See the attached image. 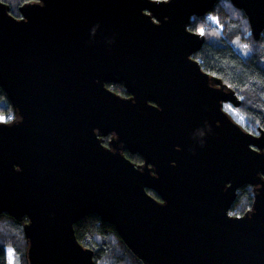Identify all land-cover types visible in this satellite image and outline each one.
<instances>
[{
  "label": "water",
  "instance_id": "water-1",
  "mask_svg": "<svg viewBox=\"0 0 264 264\" xmlns=\"http://www.w3.org/2000/svg\"><path fill=\"white\" fill-rule=\"evenodd\" d=\"M218 1L36 0L20 6L21 18L0 1V85L15 112L0 122V215L27 218L28 264H96L74 229L90 214L114 225L144 264H264V131L245 130L224 109L241 99L193 57L205 38L189 30L191 19ZM230 1L258 40L264 0ZM59 7L75 10L66 40L46 24L58 21ZM93 28L109 38L95 39L87 31ZM74 35L104 48L103 56H90ZM70 51L75 68L103 71L91 78L97 101L82 102L61 84L56 59ZM108 83L123 84L130 95ZM18 110L23 123L12 126ZM121 142L125 150L113 154ZM244 185L253 187L252 206L233 216Z\"/></svg>",
  "mask_w": 264,
  "mask_h": 264
},
{
  "label": "trees",
  "instance_id": "trees-1",
  "mask_svg": "<svg viewBox=\"0 0 264 264\" xmlns=\"http://www.w3.org/2000/svg\"><path fill=\"white\" fill-rule=\"evenodd\" d=\"M0 1L9 5L13 16L21 18L20 6L36 0ZM201 29L205 41L193 57L200 62L205 72L221 79L237 93L241 105L233 109L245 117L242 124L244 129L254 134H258L260 129L264 131V30L256 40L248 18L230 0H219L205 16H194L189 30L201 34ZM107 87L121 96L130 95L123 84L108 83ZM2 116H5L6 121H11L15 112L0 85V117ZM109 138H105L106 145ZM125 155L137 165L144 162L138 154L125 151ZM149 193L160 198L153 191ZM253 200V187L242 186L237 191L230 214L242 216L251 208ZM26 222V217L18 220L7 213L0 215V264H8L6 249L9 247L14 250L21 264H28V243L24 232ZM74 229L78 241L93 251L96 264H144L126 246L115 226L103 221L97 214H90L79 220Z\"/></svg>",
  "mask_w": 264,
  "mask_h": 264
},
{
  "label": "bare ground",
  "instance_id": "bare-ground-1",
  "mask_svg": "<svg viewBox=\"0 0 264 264\" xmlns=\"http://www.w3.org/2000/svg\"><path fill=\"white\" fill-rule=\"evenodd\" d=\"M62 14L59 15V14ZM55 13L51 10L47 13V17L49 19H53V15ZM75 14V10L72 8H63L59 7V12H58V21H46L47 25H54L57 30L59 31L60 35L66 40L65 35H66V29L68 25H72L71 20H70V15ZM57 15V14H56ZM106 16V15H105ZM56 21V22H55ZM76 28V27H75ZM95 39H100L102 37L103 39L109 38L107 34H102L95 32L94 34L92 33V30H87ZM172 33L168 35V38H175L178 36L177 31L175 29H172ZM68 35V34H67ZM78 38V47L83 50V48H88L90 52L88 53L92 57H102V53L100 52L99 48L101 51L104 49L99 46H91L86 43H83L81 39L78 37V35H74ZM112 39V38H111ZM114 40V39H113ZM116 41V40H115ZM109 45L112 46H117L119 50L124 52V49L121 48L117 43L113 42H108ZM67 44V41H66ZM70 43H68L69 45ZM65 44L61 43V47L63 48ZM70 48V46H69ZM97 48V49H96ZM73 51L69 52V57L62 55L56 59L57 63L63 67L62 72V77H61V84L63 87H68L72 91H75L77 93L76 97L80 98V100L83 102L85 99L90 98L91 102L97 101V96L94 94L93 91V86L91 85V78L94 75H99L102 74L103 71H101L100 68H87L86 66H81L80 69L75 68V64L70 60L71 56L73 58ZM90 58V57H89ZM74 59V58H73ZM92 59V58H90ZM93 60V59H92ZM106 68H109L110 66L105 65ZM105 104L109 109L112 110H117V111H122L123 109L117 105H114L104 99ZM136 116L139 118L141 116V113H135ZM78 120V118H77ZM121 127H124V125L121 123Z\"/></svg>",
  "mask_w": 264,
  "mask_h": 264
},
{
  "label": "clouds",
  "instance_id": "clouds-1",
  "mask_svg": "<svg viewBox=\"0 0 264 264\" xmlns=\"http://www.w3.org/2000/svg\"><path fill=\"white\" fill-rule=\"evenodd\" d=\"M165 2H167V0H165ZM40 7H45V3H42V4L40 5ZM165 19L167 20L168 18H165ZM96 27H99V25H97ZM95 30H96V28H93V29H92V33H93V34L95 33ZM132 102L135 103V102H136L135 99L132 100ZM158 110H159V111H163V109H162L161 107H159ZM18 111H19V110H18ZM19 114H20V111H19ZM23 120H24V117L20 114L19 122L13 124L12 126L19 125V124L23 123ZM12 126H11V127H12ZM98 131H99V129H94V130H93V132H94V134H95L96 136H97V132H98ZM99 132H100V131H99ZM109 134H113V135H115V136L117 137L116 142L120 140V136H119V133H118V132H116V131H112V132L109 133ZM109 134H107V135H109ZM200 144H201V146H204V142H203V141H201ZM115 149H116V151H113L112 153H113V154H117V153H119V155H120V153H121L123 150H125V149H124V145H123L122 142H121L120 149H117V148H115ZM176 150H177V151H180L181 149H180L179 146H177V149H176ZM172 166H173V167L177 166V165H176V161H173V162H172ZM13 167H14V170H15L16 172H21V171H23V169H22L19 165H14ZM137 170L143 172L144 169H137ZM151 174H152V176H153L154 178H156V179L159 178V175H158V173H157L156 170H155V174H153V173H151ZM164 201H165V203H164L163 205L160 204L161 206H165V205L167 204V201H166V200H164ZM226 215H227L228 218H230V215H229V213H228V210H227V212H226ZM230 219H231V218H230Z\"/></svg>",
  "mask_w": 264,
  "mask_h": 264
},
{
  "label": "rangeland",
  "instance_id": "rangeland-1",
  "mask_svg": "<svg viewBox=\"0 0 264 264\" xmlns=\"http://www.w3.org/2000/svg\"><path fill=\"white\" fill-rule=\"evenodd\" d=\"M245 51H247V49L245 50ZM232 108H234L235 106L233 105V104H229ZM229 105H226V106H224V109L227 111V112H229L231 115H232V117L239 123V124H243L244 123V120H245V117H244V119H243V122H241L240 121V117L239 116H237L236 114H235V112H232V111H229L228 109H227V106H229ZM236 112H238V111H236ZM235 114V115H234ZM240 114V113H239ZM240 116H241V114H240ZM6 121V118H5V116L3 117H0V122H5ZM6 252H7V255H8V264H21V262L18 260V258H17V256H16V254H15V252H14V250L11 248V247H9V248H7L6 249Z\"/></svg>",
  "mask_w": 264,
  "mask_h": 264
},
{
  "label": "snow or ice",
  "instance_id": "snow-or-ice-1",
  "mask_svg": "<svg viewBox=\"0 0 264 264\" xmlns=\"http://www.w3.org/2000/svg\"><path fill=\"white\" fill-rule=\"evenodd\" d=\"M201 34H203V29H201ZM227 109L229 111L235 112V114L240 117V121L243 122L244 117L243 116H240V114L238 112H236L235 109H233L230 105L227 106Z\"/></svg>",
  "mask_w": 264,
  "mask_h": 264
},
{
  "label": "flooded vegetation",
  "instance_id": "flooded-vegetation-1",
  "mask_svg": "<svg viewBox=\"0 0 264 264\" xmlns=\"http://www.w3.org/2000/svg\"><path fill=\"white\" fill-rule=\"evenodd\" d=\"M239 10H240V9H239ZM243 12H244V11H243ZM244 14H245V13H244ZM245 16H246V15H245ZM227 104H231V103L227 102V103L224 104V106H226Z\"/></svg>",
  "mask_w": 264,
  "mask_h": 264
}]
</instances>
